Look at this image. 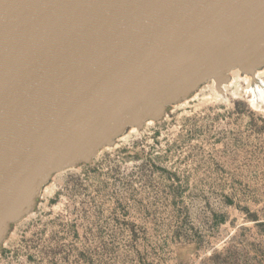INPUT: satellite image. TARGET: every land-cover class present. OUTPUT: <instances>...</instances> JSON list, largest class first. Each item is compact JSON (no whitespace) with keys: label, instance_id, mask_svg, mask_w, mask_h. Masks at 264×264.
<instances>
[{"label":"water","instance_id":"obj_1","mask_svg":"<svg viewBox=\"0 0 264 264\" xmlns=\"http://www.w3.org/2000/svg\"><path fill=\"white\" fill-rule=\"evenodd\" d=\"M261 60L264 0H0V241L53 172Z\"/></svg>","mask_w":264,"mask_h":264},{"label":"rangeland","instance_id":"obj_2","mask_svg":"<svg viewBox=\"0 0 264 264\" xmlns=\"http://www.w3.org/2000/svg\"><path fill=\"white\" fill-rule=\"evenodd\" d=\"M241 71L53 172L0 264H264V110Z\"/></svg>","mask_w":264,"mask_h":264},{"label":"bare ground","instance_id":"obj_3","mask_svg":"<svg viewBox=\"0 0 264 264\" xmlns=\"http://www.w3.org/2000/svg\"><path fill=\"white\" fill-rule=\"evenodd\" d=\"M258 58L257 57H251V62H250V66H252V67H254V65L256 64V62L258 61L257 60ZM260 60V59H259ZM262 64V60H261V62H260V65ZM263 65V64H262ZM229 70V69H228ZM228 70H223L222 72H221V78H225L224 76V74L228 71ZM249 71V70H248ZM256 73V72H255ZM255 73H254V75H255ZM220 78V79H221ZM251 78V77H250ZM259 79V77L258 76H253V83H252V86L254 87V89L253 88H251L252 90H251V92H252V94H253V98H252V104H253V106L254 107H256V108H260V109H263L264 110V82L262 81V80H260ZM220 81V80H219ZM218 82V81H217ZM226 82V81H225ZM251 82V81H250ZM260 83H262V85L260 84ZM250 86H251V84H250ZM162 103H165V102H162ZM162 103H161V105H162ZM251 103V102H250ZM163 107V106H162Z\"/></svg>","mask_w":264,"mask_h":264}]
</instances>
